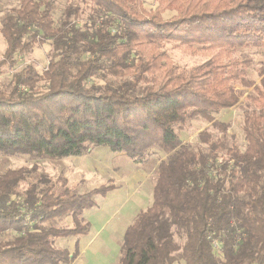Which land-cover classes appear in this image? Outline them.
<instances>
[{
  "label": "trees",
  "instance_id": "1",
  "mask_svg": "<svg viewBox=\"0 0 264 264\" xmlns=\"http://www.w3.org/2000/svg\"><path fill=\"white\" fill-rule=\"evenodd\" d=\"M77 1L85 19L68 4L56 24L54 0H19L1 19L0 78L35 46L50 40L52 52L41 74L26 65L0 84V155L106 146L142 164L159 151L151 203L114 264H264V67L252 78L251 56L236 55L264 50V0H155L149 11L143 0ZM168 44L205 60L175 64ZM240 102L243 150L214 119ZM196 120L218 136L184 142L179 131ZM37 169L0 173V264H72L90 230L83 215L115 189L75 192ZM66 238L72 251L56 246Z\"/></svg>",
  "mask_w": 264,
  "mask_h": 264
},
{
  "label": "rangeland",
  "instance_id": "2",
  "mask_svg": "<svg viewBox=\"0 0 264 264\" xmlns=\"http://www.w3.org/2000/svg\"><path fill=\"white\" fill-rule=\"evenodd\" d=\"M19 0H0V23L3 16L13 7L18 5ZM55 9L53 17L58 24L62 18L63 10L68 4L78 5L83 12L81 19H85L89 10L77 0H54ZM146 11L155 7V0H143ZM171 16L165 13L164 18ZM5 49L4 40L0 34V58ZM51 41L43 45L35 46L30 52L17 56V63L13 69H6L0 78V84H6L11 75L25 67L32 65L41 74L51 60ZM167 53L175 64L189 67L200 64L205 60L201 56H191L183 52L179 46L168 44L165 46ZM248 54L253 60L251 77L257 79L258 70L264 67V50H243L236 54ZM242 102V101H241ZM239 103L229 110H225L214 119L227 123L229 136L234 137L239 149L245 146L242 133L243 105ZM207 130L215 137L217 130L211 123L205 120L189 122L179 131L180 138L187 143H196L199 132ZM164 158L163 153L153 152L147 162L142 164L133 163L123 154L111 152L106 146L89 149L79 157L62 159H37L27 155H0V173L7 169L21 167H38L37 173L45 174L52 179L64 176L68 179L69 186L75 192H86L100 185H113L115 189L108 193L105 198L97 197L98 207L86 212L83 217L90 222V230L87 236L78 240L80 252L72 264H114L118 258L119 248L125 228L132 222L137 212L145 209L151 203L152 187L155 179V168L158 162ZM69 218L63 220V225H68ZM10 237L14 232L10 233ZM74 238L58 239L57 247H65L73 250ZM179 264H184L180 261Z\"/></svg>",
  "mask_w": 264,
  "mask_h": 264
},
{
  "label": "built area",
  "instance_id": "3",
  "mask_svg": "<svg viewBox=\"0 0 264 264\" xmlns=\"http://www.w3.org/2000/svg\"><path fill=\"white\" fill-rule=\"evenodd\" d=\"M213 245L216 247V246H217V243H216V242H214V243H213Z\"/></svg>",
  "mask_w": 264,
  "mask_h": 264
}]
</instances>
